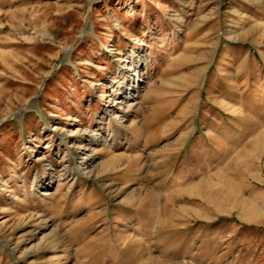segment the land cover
<instances>
[{"label": "rangeland", "instance_id": "rangeland-1", "mask_svg": "<svg viewBox=\"0 0 264 264\" xmlns=\"http://www.w3.org/2000/svg\"><path fill=\"white\" fill-rule=\"evenodd\" d=\"M0 264H264V0H0Z\"/></svg>", "mask_w": 264, "mask_h": 264}, {"label": "bare ground", "instance_id": "bare-ground-1", "mask_svg": "<svg viewBox=\"0 0 264 264\" xmlns=\"http://www.w3.org/2000/svg\"><path fill=\"white\" fill-rule=\"evenodd\" d=\"M126 63H127V66H126ZM130 62L126 61L121 67H120V70H123L125 69L126 67L128 68V65H129ZM137 76V75H136ZM138 77V76H137ZM140 77V76H139ZM87 147V146H86ZM79 150L82 149L83 150V147H80L78 148Z\"/></svg>", "mask_w": 264, "mask_h": 264}]
</instances>
